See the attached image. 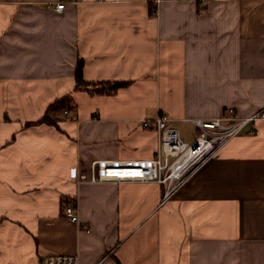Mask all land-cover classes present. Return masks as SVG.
Instances as JSON below:
<instances>
[{"label":"crops","instance_id":"1","mask_svg":"<svg viewBox=\"0 0 264 264\" xmlns=\"http://www.w3.org/2000/svg\"><path fill=\"white\" fill-rule=\"evenodd\" d=\"M230 107L264 110V0H0V264H264V118L168 197L87 180L96 159L152 157L159 113L193 141Z\"/></svg>","mask_w":264,"mask_h":264},{"label":"built area","instance_id":"2","mask_svg":"<svg viewBox=\"0 0 264 264\" xmlns=\"http://www.w3.org/2000/svg\"><path fill=\"white\" fill-rule=\"evenodd\" d=\"M66 6L59 1L55 10L61 12ZM68 112L67 110L65 111ZM233 107L221 117L193 119L201 128L193 142L184 140L175 120L159 113L152 123L156 128L159 144L155 154L146 158L96 159L91 163L89 182H157L164 187V197L174 194L180 187L210 160L223 144L242 132L252 121L264 118V110L250 117H239ZM255 130H251L250 133ZM66 216L80 222L76 197L66 207ZM40 264H79L77 254L51 253L41 258Z\"/></svg>","mask_w":264,"mask_h":264},{"label":"trees","instance_id":"3","mask_svg":"<svg viewBox=\"0 0 264 264\" xmlns=\"http://www.w3.org/2000/svg\"><path fill=\"white\" fill-rule=\"evenodd\" d=\"M78 78H79V83H82V64H79V70H78ZM125 82H117L114 84V88H118L119 86L124 85ZM71 107V102H69V100L67 99V97H62L56 101H54L53 103H51V105L48 108V111L46 112L45 116L43 117V121L47 122L48 124H57V121L55 119V117H53V115H51L52 112H57L58 110H69V108ZM65 110V111H66ZM67 202V201H66ZM69 201L68 203H66V205L64 206V213L66 211V207L67 205H69ZM66 215V213H65Z\"/></svg>","mask_w":264,"mask_h":264},{"label":"rangeland","instance_id":"4","mask_svg":"<svg viewBox=\"0 0 264 264\" xmlns=\"http://www.w3.org/2000/svg\"><path fill=\"white\" fill-rule=\"evenodd\" d=\"M180 128H181V130H183V132H187V133H190V134H193V135H195L196 134V129L194 128V127H192L191 125L190 126H188V125H182V126H180ZM200 128V127H199ZM200 131H201V128L199 129V132H198V134L200 133ZM197 134V135H198ZM197 137V136H196ZM185 140V139H184ZM195 140V139H194ZM187 142H193V141H187ZM91 183H93V182H91ZM96 183H101V182H96Z\"/></svg>","mask_w":264,"mask_h":264}]
</instances>
